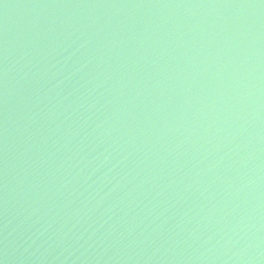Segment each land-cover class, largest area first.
Masks as SVG:
<instances>
[{
  "label": "water",
  "instance_id": "1",
  "mask_svg": "<svg viewBox=\"0 0 264 264\" xmlns=\"http://www.w3.org/2000/svg\"><path fill=\"white\" fill-rule=\"evenodd\" d=\"M0 264H264V0H0Z\"/></svg>",
  "mask_w": 264,
  "mask_h": 264
}]
</instances>
